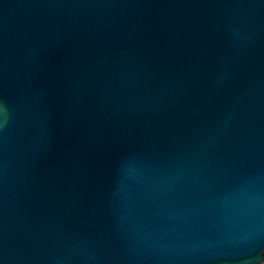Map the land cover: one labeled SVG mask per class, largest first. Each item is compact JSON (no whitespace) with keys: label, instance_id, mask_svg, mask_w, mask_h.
I'll list each match as a JSON object with an SVG mask.
<instances>
[{"label":"water","instance_id":"water-1","mask_svg":"<svg viewBox=\"0 0 264 264\" xmlns=\"http://www.w3.org/2000/svg\"><path fill=\"white\" fill-rule=\"evenodd\" d=\"M0 264H264V0H0Z\"/></svg>","mask_w":264,"mask_h":264}]
</instances>
